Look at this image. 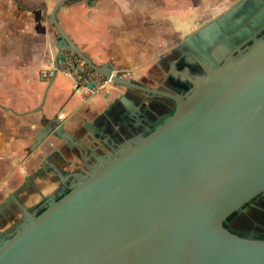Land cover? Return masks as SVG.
Listing matches in <instances>:
<instances>
[{"label": "water", "instance_id": "95a60500", "mask_svg": "<svg viewBox=\"0 0 264 264\" xmlns=\"http://www.w3.org/2000/svg\"><path fill=\"white\" fill-rule=\"evenodd\" d=\"M181 20L175 19L181 40L158 61L165 77L157 87L98 65L59 28L54 74L40 105L18 112L0 102L1 109L19 115L41 112L29 156L60 142L40 156L42 167L25 174L0 212L39 175L63 163L88 167L68 193L58 200L48 194L46 209L2 242L0 264H264V239L225 225L264 191V36L255 37L264 29V0H238L204 24L194 17ZM249 37L253 43L242 49ZM233 47L238 55L229 59ZM72 51L114 85L135 92L148 119H129L119 98L95 109L97 119H84L82 127L67 128L75 114L63 118L61 108L48 116L44 104L59 62ZM196 59L208 68L202 75L186 66ZM156 96L167 102L153 103ZM94 124L102 131L97 135ZM88 130L89 138L105 134L120 141L104 155L103 144L96 141L91 149L82 142Z\"/></svg>", "mask_w": 264, "mask_h": 264}, {"label": "crops", "instance_id": "0c3cea01", "mask_svg": "<svg viewBox=\"0 0 264 264\" xmlns=\"http://www.w3.org/2000/svg\"><path fill=\"white\" fill-rule=\"evenodd\" d=\"M59 1L0 0V102L3 105L18 112L40 105L52 79V76L43 77L41 72L52 68L61 38L59 28L106 69L131 72L134 81L151 87H157L164 79L158 61L178 43L175 26L167 19L168 13L177 11L176 0H67L53 12ZM73 87V77L59 74L44 104L48 116L58 108L62 109L63 118L75 114L67 124L69 129L82 127L84 119L95 121V109L108 108L115 98L120 99L119 108L127 112L129 119H148L144 117L143 106L131 94L133 91L124 87L113 85L107 99L105 95L75 93ZM152 102L167 101L156 96ZM41 117V112L19 115L0 108V201L21 182L22 174L16 167L27 157L26 149L41 128L38 125ZM141 124L146 125L143 121ZM98 127L92 126L96 131L93 134L102 132ZM88 133L90 130L82 142L91 149L98 147L96 141L103 144L102 148H112L120 141L118 136L112 139L105 134L89 138ZM59 143L46 144L30 160V166H37L36 160L57 149ZM26 165L27 168L29 164ZM26 168L22 164L20 171Z\"/></svg>", "mask_w": 264, "mask_h": 264}, {"label": "flooded vegetation", "instance_id": "af4514ba", "mask_svg": "<svg viewBox=\"0 0 264 264\" xmlns=\"http://www.w3.org/2000/svg\"><path fill=\"white\" fill-rule=\"evenodd\" d=\"M263 36L264 29L262 28L257 32L255 37L261 38ZM250 38L251 37L247 38V40H245L243 44L240 45L242 49H247L248 46L253 43V39L251 40ZM216 55L220 54L216 53ZM226 55L229 59H231L232 56L238 55V52L236 48L233 47V49L226 53ZM225 62L226 60L222 61L219 67L223 66ZM186 66L189 68L190 73L195 75H202L204 71L208 70V68L205 67V64L197 59L190 64L186 63ZM76 150L77 155H79V157H81V159L85 162L86 159L84 157V150L80 147H77ZM109 150H111L110 147H105L100 150V153L106 155ZM34 156L35 154L32 156L27 155L23 162L18 165L19 167L16 170L18 173L22 174V179L20 178L21 182H18L17 186L12 191H10L7 196L16 191L18 187L26 181V173H28L30 176L40 167H42L40 164V159L36 160L38 161L37 166H30L32 162L30 160ZM89 156L91 157V161H96L94 156L90 154ZM22 164L25 168L27 166L26 164H29V168L27 167L24 171H20ZM87 169L88 167L83 163L72 164L70 166L64 165L63 163L62 166H59L58 171L52 169L49 173L39 175L33 180L31 185L28 186L29 188L26 187L22 191L17 192L16 195L11 198L10 204L2 212H0V232L2 233L0 235V246L4 240L14 236L25 222L29 221L30 218L34 216H38L46 209V197H48V194L54 195L57 200L60 199L63 195L71 190V186L74 184L76 178L83 175ZM72 173H75L77 176L75 174L71 175ZM6 197L3 198L0 203L3 202ZM243 207L246 210L237 213L231 221L227 222V226L239 235L250 238L260 237L262 234H264V191L257 194ZM243 219L248 221L249 225L251 226V230L241 231L240 229L233 227V223H241Z\"/></svg>", "mask_w": 264, "mask_h": 264}, {"label": "built area", "instance_id": "2783aa9c", "mask_svg": "<svg viewBox=\"0 0 264 264\" xmlns=\"http://www.w3.org/2000/svg\"><path fill=\"white\" fill-rule=\"evenodd\" d=\"M58 73L64 76L73 77L74 91L89 95H103L110 91L114 85L110 77H106L93 69L77 53L70 52L65 60L59 62ZM43 77L53 76L54 68L43 69ZM89 84H93L90 88Z\"/></svg>", "mask_w": 264, "mask_h": 264}, {"label": "rangeland", "instance_id": "374dc122", "mask_svg": "<svg viewBox=\"0 0 264 264\" xmlns=\"http://www.w3.org/2000/svg\"><path fill=\"white\" fill-rule=\"evenodd\" d=\"M187 1V2H186ZM238 0H176L177 11L174 13H168L169 23L172 25H176L175 19L176 17L182 19H189L195 18L199 20L202 24L206 23L207 21L211 20L212 18L221 14L233 4H235ZM182 8H186L187 12H182ZM204 11H201V10ZM175 18L172 20V17ZM174 29V28H173ZM174 29V36L176 37L177 42H179L182 38L181 30ZM194 29V28H193ZM17 166L16 168H18ZM19 170V169H18ZM234 228L240 229L241 231H249L251 230V226L249 225L248 221L243 219L242 222H235L232 224Z\"/></svg>", "mask_w": 264, "mask_h": 264}, {"label": "trees", "instance_id": "16d2710c", "mask_svg": "<svg viewBox=\"0 0 264 264\" xmlns=\"http://www.w3.org/2000/svg\"><path fill=\"white\" fill-rule=\"evenodd\" d=\"M236 212L232 213L228 218L227 220L225 221V225H227V222L231 221L235 216H236ZM243 236V235H241ZM259 239H264V234H262L260 237H258Z\"/></svg>", "mask_w": 264, "mask_h": 264}, {"label": "bare ground", "instance_id": "6f19581e", "mask_svg": "<svg viewBox=\"0 0 264 264\" xmlns=\"http://www.w3.org/2000/svg\"><path fill=\"white\" fill-rule=\"evenodd\" d=\"M192 19H190V20H188V21H191ZM183 23L185 22V21H183V20H181ZM181 24V23H180ZM189 24V23H188Z\"/></svg>", "mask_w": 264, "mask_h": 264}]
</instances>
